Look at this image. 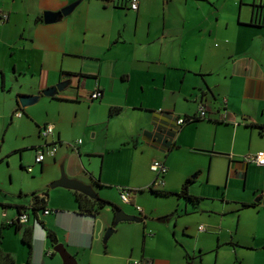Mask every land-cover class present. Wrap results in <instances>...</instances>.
Listing matches in <instances>:
<instances>
[{"label":"crops","instance_id":"0c3cea01","mask_svg":"<svg viewBox=\"0 0 264 264\" xmlns=\"http://www.w3.org/2000/svg\"><path fill=\"white\" fill-rule=\"evenodd\" d=\"M74 1L0 0L7 14L0 20L7 113L0 117L9 118L0 124V162L10 154L2 143L14 126L18 170L32 163L33 172L28 151L36 155L44 143L39 128L51 124L56 151L39 168L51 157L68 178L113 203L127 189L124 203L134 207L124 211L143 220L120 222L105 239L113 210L80 214L65 192V200L46 195L48 212L40 217L30 208L44 185L37 190L21 175L5 192L12 200L0 199V249L9 264H63L44 227L75 264H264V165L244 160L264 151V25L255 23V0H142L136 11L127 0H81L68 15L43 22L44 11ZM60 82V92L41 95ZM95 89L101 97L88 100ZM20 94L48 102L21 107ZM180 117L195 118L178 126ZM154 161L166 166L154 189L177 192L194 176L189 191L198 201L150 192ZM154 195L160 199L151 205ZM20 211L28 214L24 223L16 220ZM27 228L31 249L21 239Z\"/></svg>","mask_w":264,"mask_h":264},{"label":"rangeland","instance_id":"374dc122","mask_svg":"<svg viewBox=\"0 0 264 264\" xmlns=\"http://www.w3.org/2000/svg\"><path fill=\"white\" fill-rule=\"evenodd\" d=\"M7 96L4 95L3 93H0V115L3 114L2 111H5V113H7V106L5 101ZM42 102L47 103V99H43V101L36 103L35 105L32 106H41ZM31 106V107H32ZM38 108V107H37ZM40 108V107H39ZM39 114L40 111H38ZM9 115V113L7 114ZM9 123V118L8 117H0V124L2 125V123ZM16 133H18L14 126H10V128L7 130L6 133V139L5 142L2 143L3 144V150L5 151H10V154H6V157L4 159L3 162H0V199H7V200H12V198H10V194H5L6 191H14L16 184L18 183V179L21 175H24L25 177L28 176L30 178V180H33V185L34 187H36L35 189L38 190V187L44 185L43 190L44 192L47 193L48 198L49 197H54L57 200H65L67 195H61L59 193L61 192H65L68 193L69 196H72V190L71 189H67V188H63V187H55V188H51L49 186V184L54 181L51 180V177H53L54 175H58L60 176L61 171L64 172V174L67 176L65 168L58 165V164H54L53 160L51 157H47L46 158V162L49 165L48 166H44L43 169L39 168V163H36L33 168V172H26V170L24 169L25 172L20 173L18 170L19 167V153L14 149L13 147H16L15 145L17 143H19V139L15 138L16 137ZM19 133H21V131H19ZM1 135V133H0ZM17 141V142H16ZM12 150V151H11ZM27 150H31V149H27ZM4 152V151H3ZM29 156L31 157V161L33 162L34 160V156H35V151L34 149L32 151H28ZM9 155V156H7ZM10 161V163H8V160ZM25 163V162H24ZM32 164V163H31ZM31 164H29V166H31ZM28 166V165H26ZM32 168V167H31ZM59 178V177H58ZM113 188V187H112ZM112 194L113 190H111ZM116 196V205L120 206L123 210L125 211H133V205L130 204H125L124 202L120 201L118 193L115 194ZM152 197V202L151 205H155L154 203L156 202V200H159V197ZM0 210H2V207L0 206ZM38 215L41 217V210H38ZM32 216V214H31ZM0 243H1V235H0Z\"/></svg>","mask_w":264,"mask_h":264},{"label":"built area","instance_id":"2783aa9c","mask_svg":"<svg viewBox=\"0 0 264 264\" xmlns=\"http://www.w3.org/2000/svg\"><path fill=\"white\" fill-rule=\"evenodd\" d=\"M142 0H127L128 8L132 11H136L138 9L139 3ZM255 12H256V18L255 23L264 25V0H255V3L253 5ZM7 19L6 13H0V20L4 21ZM102 92L99 89H95L91 92H89L86 96L88 100H97L101 97ZM264 110V107H263ZM206 114V107L203 105V103L199 104V110L198 115L200 118L205 117ZM16 116H21L20 111L15 112ZM195 117H185V118H178L176 121L177 125H181L186 121L193 120ZM54 134V128L51 124H45L40 126L39 128V135L43 139L44 143L42 145L36 147V155H35V162L41 163L46 156H53L56 151V145L54 142H49L48 138H51ZM244 160L247 162H251L257 166H263L264 165V151H257L252 154H247L244 157ZM150 169L155 173V178L152 182V187L159 186L163 182V176L166 171V166L163 162L160 161H154L150 165ZM25 170L28 172H31L32 168L31 166H26ZM120 199L123 202H129L130 201V191L127 189H121L119 193ZM137 210L140 211V208L137 207ZM44 213H47L48 210L44 209ZM18 222L24 223L28 220V214L26 212H21L17 216ZM199 230H203V225H200L198 227ZM128 264H151L150 260L147 259H134L128 262Z\"/></svg>","mask_w":264,"mask_h":264},{"label":"water","instance_id":"95a60500","mask_svg":"<svg viewBox=\"0 0 264 264\" xmlns=\"http://www.w3.org/2000/svg\"><path fill=\"white\" fill-rule=\"evenodd\" d=\"M80 2H81V0H76L72 3L67 4L66 6H64L63 8H61L60 10H58L56 12L44 11L43 16H42L43 22L44 23H52V22H55L56 20H58L61 16L68 15ZM65 84H66L65 82H60V83L56 84L55 86L48 87V88L42 90L41 95H44L47 97L54 96L57 92H60L64 88ZM39 97H40V95H38V94H36V95L20 94L17 96V102L21 107H26L28 105H32V104L36 103L38 101ZM49 186L51 188L63 187V188L75 190V191H78L80 193L85 194L86 196H88L92 199H96L98 196L96 194V192L89 185H87V184H85V183H83L77 179L68 178L64 174L63 171H61L59 178L52 181L49 184ZM112 210L114 212V217H113L112 224L106 228V231L104 233L105 239L110 236V234L113 232L114 226H116L118 223H120V222H140L143 220V218L138 216V215L129 214V213L125 212L120 206H118L116 204L113 206ZM16 220L18 222V219H16ZM53 250L60 255V257L63 260V264H75V260H74L73 256L70 255L65 250V248L63 247L62 244H59V243L55 244L53 246Z\"/></svg>","mask_w":264,"mask_h":264},{"label":"trees","instance_id":"16d2710c","mask_svg":"<svg viewBox=\"0 0 264 264\" xmlns=\"http://www.w3.org/2000/svg\"><path fill=\"white\" fill-rule=\"evenodd\" d=\"M40 20H41L40 16H37L35 18V21H40ZM16 111H19V110H16ZM116 111L118 110L112 109L110 112H116ZM193 177L194 176L186 178L180 190L177 192L160 191V190L154 189L151 185L148 186L147 189L150 192L154 193L155 195L164 196V195L174 194L178 197L185 199L186 201L194 203L198 201L199 197L193 195L189 191V185L194 180ZM96 182L98 184L100 183L98 179H96ZM72 193L74 195V199L77 204L78 213L83 214V215L93 216V215H96L104 207H110L111 209H113V206L115 205L113 202L103 199L99 196H97L96 199H92L86 196L85 194L80 193L75 190H72ZM46 195L47 193L44 191L41 194L32 193V205L30 209H32L33 212L36 210H41V209L44 210L46 208ZM20 213L21 211L19 212V214ZM39 222L44 227L43 222L42 221H39ZM12 224L15 226L16 229L18 228L17 223L13 222ZM44 228H45L46 236L49 239L50 243L52 245L57 244V237H56L55 232L49 228H46V227ZM21 239L24 243H26L28 248L31 249V229L30 228L25 229ZM9 263H12L11 257L9 256V254L2 252V250L0 249V264H9Z\"/></svg>","mask_w":264,"mask_h":264}]
</instances>
